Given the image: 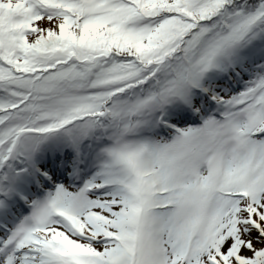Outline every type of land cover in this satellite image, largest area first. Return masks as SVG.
<instances>
[{
  "label": "snow or ice",
  "instance_id": "obj_1",
  "mask_svg": "<svg viewBox=\"0 0 264 264\" xmlns=\"http://www.w3.org/2000/svg\"><path fill=\"white\" fill-rule=\"evenodd\" d=\"M0 264H264V0H0Z\"/></svg>",
  "mask_w": 264,
  "mask_h": 264
}]
</instances>
